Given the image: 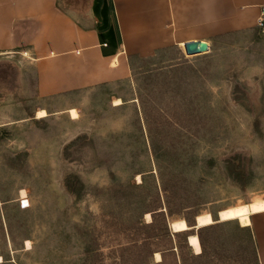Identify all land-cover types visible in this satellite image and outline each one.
<instances>
[{
  "label": "rangeland",
  "instance_id": "374dc122",
  "mask_svg": "<svg viewBox=\"0 0 264 264\" xmlns=\"http://www.w3.org/2000/svg\"><path fill=\"white\" fill-rule=\"evenodd\" d=\"M207 40V52L173 44L134 58L128 79L47 97L30 53H0V264H114L112 251L131 240L111 210L124 226L133 214L113 206L115 183L169 220L264 197L263 32ZM42 108L48 116L37 118ZM238 227L208 231L203 257L191 256L187 236L185 263L260 264Z\"/></svg>",
  "mask_w": 264,
  "mask_h": 264
},
{
  "label": "crops",
  "instance_id": "0c3cea01",
  "mask_svg": "<svg viewBox=\"0 0 264 264\" xmlns=\"http://www.w3.org/2000/svg\"><path fill=\"white\" fill-rule=\"evenodd\" d=\"M256 26L264 35V0H0V53H30L47 97L128 79L131 58ZM251 220L264 264V211Z\"/></svg>",
  "mask_w": 264,
  "mask_h": 264
},
{
  "label": "trees",
  "instance_id": "16d2710c",
  "mask_svg": "<svg viewBox=\"0 0 264 264\" xmlns=\"http://www.w3.org/2000/svg\"><path fill=\"white\" fill-rule=\"evenodd\" d=\"M250 29L262 31L261 26H256ZM226 34L228 33H224V35ZM131 68L133 69V58H131ZM138 169H140V171H135L137 174L143 172L140 167H138ZM143 175L144 174L142 173V176ZM144 182L145 180L143 178L142 181L136 185L138 189L143 187ZM113 186L115 193L110 196L113 206H115V208L127 207V209L129 208V210L133 212L132 218L129 219V225L124 226V221L121 219V216L118 214L116 209L111 210L110 217L114 221L112 227L116 232L118 231L126 234V236L131 240L129 247H120V249L112 251L113 253H121L120 255L115 256L116 260L114 264H166L168 256L173 259V264H186L184 254L181 253L183 249L182 247L185 246H187L188 250L191 251V248L187 244L188 235L185 234L186 231H172L169 227L170 220L167 219L165 210H163L162 207L148 203V200H140L138 202L133 201L130 203L132 195L127 192H123L125 190L120 192L118 187L122 188L121 185L115 183ZM139 202L143 206L142 208L136 205ZM218 212L219 210L216 212H210L215 220L214 223L198 229L197 234L201 242L202 253L194 255L190 252L192 254L191 256L196 258L206 255L208 249L207 232L218 229L227 222L219 221ZM147 213H150L152 216L151 220L148 222H146L143 218ZM199 214H201V212H198L196 215ZM184 219L187 221L189 226H193L195 224V218ZM238 230L239 232L246 233L247 240L254 245L256 250L251 229L249 227H238ZM179 236L182 238V243L180 245L174 241V238ZM99 248L100 246H98L94 252H99ZM87 251H89V249H87ZM156 252H159L162 256L160 261H156L154 259Z\"/></svg>",
  "mask_w": 264,
  "mask_h": 264
},
{
  "label": "bare ground",
  "instance_id": "6f19581e",
  "mask_svg": "<svg viewBox=\"0 0 264 264\" xmlns=\"http://www.w3.org/2000/svg\"><path fill=\"white\" fill-rule=\"evenodd\" d=\"M192 42V41H190ZM188 43V42H186ZM185 42L180 43V45L184 46ZM199 46L202 52H207L209 49L208 42L204 40L199 41ZM115 105L123 104V101L120 98H117L114 102ZM71 116L73 119L79 117L78 111L75 108H71L70 110ZM48 116V112L46 109H40L37 112V118H44ZM25 194V191H23ZM218 219L219 221H231L238 220L242 226H250L252 223L251 217L253 214L264 211V197H255L251 201L243 204L231 205L219 210ZM147 217L150 218L151 214L147 213ZM217 221V220H216ZM215 220L210 212H204L199 214L198 224L196 227L200 228L203 226L210 225L214 223ZM191 227H189L187 221L184 218L178 219L174 223L175 232L180 231H189ZM188 242L192 246L195 253L200 254L202 252V246L197 233H191L188 235ZM27 246H31V241L27 240ZM157 261L162 259V256L159 252L155 254Z\"/></svg>",
  "mask_w": 264,
  "mask_h": 264
},
{
  "label": "water",
  "instance_id": "95a60500",
  "mask_svg": "<svg viewBox=\"0 0 264 264\" xmlns=\"http://www.w3.org/2000/svg\"><path fill=\"white\" fill-rule=\"evenodd\" d=\"M199 41L200 40H196V41H192V42L186 43L184 45L185 52L187 54H189V55H194V54H200V53H202V50L200 49V46H199ZM208 46H209V44H208ZM218 213H220V211ZM198 217H199V215H196V217H195V224L193 226H189V227H191L189 230H193V229H196L197 230V229H199L198 227H196L197 224H198ZM175 221L176 220H170L169 221V227H170L171 230H174V223H175Z\"/></svg>",
  "mask_w": 264,
  "mask_h": 264
},
{
  "label": "built area",
  "instance_id": "2783aa9c",
  "mask_svg": "<svg viewBox=\"0 0 264 264\" xmlns=\"http://www.w3.org/2000/svg\"><path fill=\"white\" fill-rule=\"evenodd\" d=\"M20 202H21V207L22 208H27L29 207L30 203H29V199L27 197H22L20 199Z\"/></svg>",
  "mask_w": 264,
  "mask_h": 264
}]
</instances>
